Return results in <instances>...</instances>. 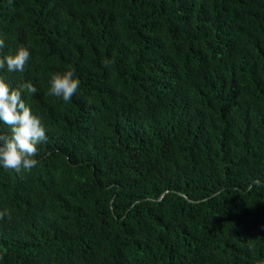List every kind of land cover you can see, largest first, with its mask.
<instances>
[{
  "label": "trees",
  "instance_id": "16d2710c",
  "mask_svg": "<svg viewBox=\"0 0 264 264\" xmlns=\"http://www.w3.org/2000/svg\"><path fill=\"white\" fill-rule=\"evenodd\" d=\"M0 39L47 136L0 167V264H264V0H0Z\"/></svg>",
  "mask_w": 264,
  "mask_h": 264
},
{
  "label": "clouds",
  "instance_id": "9594fccd",
  "mask_svg": "<svg viewBox=\"0 0 264 264\" xmlns=\"http://www.w3.org/2000/svg\"><path fill=\"white\" fill-rule=\"evenodd\" d=\"M3 46L4 40L0 39V48ZM29 58V50L21 46L14 54L0 55V69L6 67L8 72H23ZM49 83L48 94L62 98L64 103L71 100L80 86L72 69L54 73ZM23 90L29 94L37 92V88L30 82L21 84L19 88H12L0 78V122L10 129V134H0V167L16 173H20L22 169L30 171L37 166V145L47 139L42 119L34 115L22 99ZM253 183L259 185L261 181L255 180ZM6 215H9L7 211L0 212V218Z\"/></svg>",
  "mask_w": 264,
  "mask_h": 264
}]
</instances>
